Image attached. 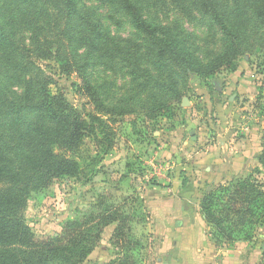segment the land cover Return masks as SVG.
Returning a JSON list of instances; mask_svg holds the SVG:
<instances>
[{
  "label": "trees",
  "instance_id": "obj_1",
  "mask_svg": "<svg viewBox=\"0 0 264 264\" xmlns=\"http://www.w3.org/2000/svg\"><path fill=\"white\" fill-rule=\"evenodd\" d=\"M98 1L111 9L114 25L128 24L132 39L116 37L82 0H0V264H84L110 225L115 250L106 264H137L130 217L119 208L100 198L81 217L63 221L57 234L37 236L24 215L31 195L88 177L76 158L86 139L95 167L112 149L120 120L140 114L149 122L172 120L190 75L234 72L251 41L264 49V0H168L181 17H198L220 34L218 53L200 48L178 21L158 18L154 7L166 0ZM46 61L76 76L80 84L72 86L90 112L51 90L39 65ZM93 65L124 71L130 93L107 103L108 87L92 83ZM257 160L264 166V151ZM199 210L214 240L233 244L237 233L264 224V186L256 180L215 185Z\"/></svg>",
  "mask_w": 264,
  "mask_h": 264
},
{
  "label": "rangeland",
  "instance_id": "obj_2",
  "mask_svg": "<svg viewBox=\"0 0 264 264\" xmlns=\"http://www.w3.org/2000/svg\"><path fill=\"white\" fill-rule=\"evenodd\" d=\"M82 1L120 40L133 38L124 20L121 28L114 25L110 8L98 0ZM166 4L154 7L162 22L176 20L195 37L200 48L217 53L220 51L221 36L217 31L208 32L198 17L190 22L181 17L168 0ZM39 65L52 79L53 92L64 93L68 101L80 111L88 113L92 110L87 100L72 86L80 84L75 75L60 74L59 66L54 61L41 62ZM89 72L93 84H105L108 87L105 96L107 103L130 93L129 77L119 68L105 70L101 65H93ZM185 91L172 120L149 122L140 114L127 116L116 123L113 127V147L95 167L87 159L88 155H94V148L86 139L85 146L76 158H79L88 177L64 179L47 191L32 194L24 214L30 230L37 236L55 235L60 231L63 221L81 217L101 198L129 215L130 237L138 244L133 253L136 263L159 264L161 259L166 264L161 249L163 241L155 235L157 224L161 223L157 221L156 224L154 216H151L148 203L152 197L148 191L155 189L161 192L162 188H170L163 182L175 177L185 181V185L191 184L186 188L200 196V199L204 192L219 184L256 180L264 186V166L257 160L264 151L263 43L251 41L234 72L223 70L212 78L190 75ZM187 129L188 132L185 131ZM191 132L193 137H199L201 141L192 140L189 136ZM224 144L226 146L223 147ZM210 146L219 152L222 172L229 174L232 171L236 175L234 179L230 176L222 183L206 184L205 191L204 188L198 191L201 173H196L194 155L204 153ZM191 148L192 157L187 158L185 150L190 152ZM245 150L253 158L248 159L249 163L243 158L245 165L238 168ZM156 198L153 196V200ZM197 198L192 201L195 208L200 202ZM181 218L179 214L174 220ZM114 226L104 229L97 247L84 264H106L111 260L115 250L111 242ZM208 235L215 250L223 252L231 261L234 258L239 264L264 262V224L248 226L243 232L237 233V240L233 244L215 241L209 228Z\"/></svg>",
  "mask_w": 264,
  "mask_h": 264
},
{
  "label": "crops",
  "instance_id": "obj_3",
  "mask_svg": "<svg viewBox=\"0 0 264 264\" xmlns=\"http://www.w3.org/2000/svg\"><path fill=\"white\" fill-rule=\"evenodd\" d=\"M187 123V122H186ZM192 123V122H191ZM190 128V127H189ZM188 132V129L185 130ZM189 136H191L189 134ZM192 140L201 141L199 137L193 135ZM204 139V132L202 141ZM226 146L225 144L223 147ZM193 149L190 152L185 150L187 158L192 157ZM224 151V148H223ZM194 164L196 165V173H201V178L198 179L199 188L206 190V184L211 182L217 184L222 183L228 177L234 179L232 171L223 173V166L220 163L219 152L214 147L204 150V153L194 155ZM243 158L249 163L248 159L253 158L248 150L243 153L242 160L237 166L242 168ZM254 160V159H253ZM225 178V179H222ZM213 179V180H212ZM182 180L178 178L165 179L163 185L170 186L160 189L161 192H156L155 189L148 191L152 200L148 203L151 216H154L160 225L157 224L155 235H158L163 241L161 249L164 255L166 264H239L234 258L231 261L223 252L215 250V246L208 235V228L200 215L199 205L192 202L200 200V196L189 192L186 187L191 184L181 186ZM181 186V187H180ZM153 196L157 197L153 200ZM194 205H193V204ZM197 203V201H196ZM182 216L181 220H174L176 217ZM155 230V228H154ZM159 264H164L159 259Z\"/></svg>",
  "mask_w": 264,
  "mask_h": 264
},
{
  "label": "water",
  "instance_id": "obj_4",
  "mask_svg": "<svg viewBox=\"0 0 264 264\" xmlns=\"http://www.w3.org/2000/svg\"><path fill=\"white\" fill-rule=\"evenodd\" d=\"M190 135L192 136L193 135V132H191Z\"/></svg>",
  "mask_w": 264,
  "mask_h": 264
}]
</instances>
